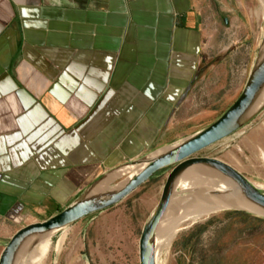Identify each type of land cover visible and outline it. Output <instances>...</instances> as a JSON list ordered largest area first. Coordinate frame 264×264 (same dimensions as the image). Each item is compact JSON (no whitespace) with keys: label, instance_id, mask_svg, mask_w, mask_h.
I'll list each match as a JSON object with an SVG mask.
<instances>
[{"label":"crops","instance_id":"obj_1","mask_svg":"<svg viewBox=\"0 0 264 264\" xmlns=\"http://www.w3.org/2000/svg\"><path fill=\"white\" fill-rule=\"evenodd\" d=\"M201 9L202 0H0V228L9 241L209 126L189 130L204 116L193 112L208 51ZM206 150L199 156L214 158ZM200 185L187 176L179 191Z\"/></svg>","mask_w":264,"mask_h":264},{"label":"rangeland","instance_id":"obj_2","mask_svg":"<svg viewBox=\"0 0 264 264\" xmlns=\"http://www.w3.org/2000/svg\"><path fill=\"white\" fill-rule=\"evenodd\" d=\"M202 2L208 51L193 112L204 116L189 130L214 123L236 102L252 69L250 57L256 60L264 51L262 0ZM203 154L228 164L264 193V105L242 129ZM128 167L133 166L127 164L120 170ZM135 171L119 177L107 191L124 185ZM169 172H160L116 207L28 243L16 264H140L142 230L161 199ZM193 172L186 177L191 178ZM199 176L203 184L224 180L209 171H200ZM191 194L192 189L178 191L160 225L158 264H264V216L221 210L195 219L190 209L179 206ZM12 233L1 225L0 255ZM40 243L43 251L30 259Z\"/></svg>","mask_w":264,"mask_h":264},{"label":"water","instance_id":"obj_3","mask_svg":"<svg viewBox=\"0 0 264 264\" xmlns=\"http://www.w3.org/2000/svg\"><path fill=\"white\" fill-rule=\"evenodd\" d=\"M263 90L264 51L258 55L241 95L219 119L178 145L129 163L133 167H141V170L129 178L124 185L114 190L107 191L106 189L100 193H94V189L102 180L58 215L20 229L4 247L0 255V264H16L20 252L30 240L42 239L44 236L59 233L87 217L116 207L165 170H170V172L161 199L145 223L140 237V264H157L156 238L158 229L181 187L178 185L180 180L190 172V169L211 170L209 172L212 174L229 180L238 187L247 202L264 211V193L253 186L243 175L221 160L199 156L201 152L234 135L244 127ZM180 192L182 194V191ZM212 194L219 196L220 193L215 191ZM191 195L182 203L180 201L179 205H187Z\"/></svg>","mask_w":264,"mask_h":264},{"label":"bare ground","instance_id":"obj_4","mask_svg":"<svg viewBox=\"0 0 264 264\" xmlns=\"http://www.w3.org/2000/svg\"><path fill=\"white\" fill-rule=\"evenodd\" d=\"M262 2L264 3V0H262ZM263 105H264V90L262 91V93H261L260 97L258 98L256 104L252 108L250 116L257 113L262 108ZM133 169H134V171L135 170H137V171H135L132 176H134L136 173H138V171L141 170V167H128V168H124L122 170H119V171L112 173L105 180H103L101 183H99L96 186V188L94 189V193H100L102 191H105L107 189L108 185H110L112 182L117 180L119 177H121L125 174H128ZM194 172H196L197 174L192 175L191 178H199L200 177L199 176L200 171H194ZM206 174H209V173H204V175H206ZM131 177H129V178H131ZM214 179L215 178H213V180ZM182 180H180V182L178 184L179 186H181ZM198 183H199L198 179H195V180H192L189 184L190 185L192 184V186H194V185H197ZM199 187L192 189V195L190 197V202L187 205L185 204L186 209L191 210L189 212H192L194 214L195 219H200L202 217L209 216V215L214 214V213L221 211V210L244 211V212H248V213H251L253 215H256V216H264L263 210L252 205L251 203L247 202L244 199V197L242 196L238 187L225 178H224V180H221V179L218 180L217 179L216 182H214V183L208 182L206 186H203L201 188H199ZM185 190H190V189H185ZM215 191L220 193L219 196H215L212 194V192H215ZM181 206H184V204H182ZM159 229H160V227H159ZM157 234H158V232H157ZM50 235H52V234H50ZM50 235L44 236L42 238V240L49 238ZM159 240L156 238V263L157 264L159 263V249L161 251V248H162V247H160ZM32 241L33 240H30L28 243H30ZM43 248H44V245L42 243H40L38 245L37 249H35L34 252L30 255V259H32V258L36 257L38 254H40L43 251ZM43 258H45V256Z\"/></svg>","mask_w":264,"mask_h":264}]
</instances>
